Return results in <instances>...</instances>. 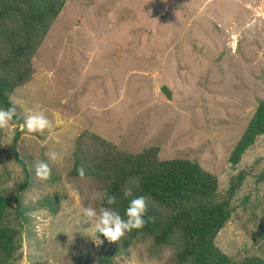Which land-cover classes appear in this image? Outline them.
Masks as SVG:
<instances>
[{"label": "rangeland", "instance_id": "rangeland-1", "mask_svg": "<svg viewBox=\"0 0 264 264\" xmlns=\"http://www.w3.org/2000/svg\"><path fill=\"white\" fill-rule=\"evenodd\" d=\"M31 66L11 97L17 129H0L9 264H180L173 247L146 233L110 242L84 217L88 207L113 210L103 204L102 176L113 147L128 156L157 148L162 162H196L215 176L214 201L232 215L214 252L224 264H264V136L230 163L264 102V0H69ZM41 110L51 130H19ZM42 160L45 180L35 174ZM24 166L30 182L21 190ZM48 201L59 207L40 206Z\"/></svg>", "mask_w": 264, "mask_h": 264}, {"label": "trees", "instance_id": "trees-1", "mask_svg": "<svg viewBox=\"0 0 264 264\" xmlns=\"http://www.w3.org/2000/svg\"><path fill=\"white\" fill-rule=\"evenodd\" d=\"M68 1L0 0V107H14L12 95L31 80L32 60ZM13 122H19L17 111ZM259 136H264V102L234 149L230 163L238 165ZM18 140L16 137L12 146L17 159ZM158 151L154 148L138 156H128L117 153L113 147V151L109 149L104 153L103 193L116 198L115 203L109 205L103 197L104 206H110L123 218L130 199L124 192L131 187L133 195L148 198L144 226L131 231V237L146 233L152 236L156 246L173 247L180 264H224L214 252L213 241L232 213L228 203L214 201L218 179L196 162H162ZM24 171L25 183L21 190L27 189L30 182L26 166ZM92 172H98L94 166ZM90 174L87 169L85 175ZM39 203L50 211L59 207L53 201ZM7 205V199L0 196V218ZM12 240V236L0 231V264H9L14 252ZM109 261V257H105L96 264Z\"/></svg>", "mask_w": 264, "mask_h": 264}, {"label": "clouds", "instance_id": "clouds-1", "mask_svg": "<svg viewBox=\"0 0 264 264\" xmlns=\"http://www.w3.org/2000/svg\"><path fill=\"white\" fill-rule=\"evenodd\" d=\"M15 115V107H0V129H8L10 134L14 135L17 129L16 124L13 122ZM70 122L60 117L56 118L58 125H65ZM52 128V120L42 110L31 111L24 123L19 125V130L24 131L26 129L27 133H44L45 130H51ZM50 158L55 161L60 158V154L53 152ZM50 172L51 169L46 161L42 160L35 166V174L42 180L47 179L50 176ZM83 174V169H81V175ZM136 186L139 187V183ZM124 195L130 197V199L123 218L119 212L107 208L101 209L99 215L97 210L92 207H88L83 211V215L88 222L92 225L94 222L95 232L110 242H117L127 233L141 229L145 223L144 217L148 209V198L143 195H133L131 187L125 189ZM103 197L106 199L107 204L111 205L115 203V196L104 192ZM37 230H41L40 225L37 226Z\"/></svg>", "mask_w": 264, "mask_h": 264}, {"label": "water", "instance_id": "water-1", "mask_svg": "<svg viewBox=\"0 0 264 264\" xmlns=\"http://www.w3.org/2000/svg\"><path fill=\"white\" fill-rule=\"evenodd\" d=\"M164 94L167 96V98L171 101L172 100V95L171 93L167 90L166 87L163 88Z\"/></svg>", "mask_w": 264, "mask_h": 264}]
</instances>
